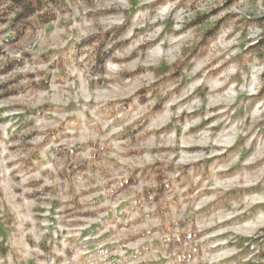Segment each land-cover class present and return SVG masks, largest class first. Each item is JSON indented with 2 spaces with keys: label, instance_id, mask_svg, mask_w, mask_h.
Wrapping results in <instances>:
<instances>
[{
  "label": "clouds",
  "instance_id": "clouds-1",
  "mask_svg": "<svg viewBox=\"0 0 264 264\" xmlns=\"http://www.w3.org/2000/svg\"><path fill=\"white\" fill-rule=\"evenodd\" d=\"M0 264H264V0H0Z\"/></svg>",
  "mask_w": 264,
  "mask_h": 264
}]
</instances>
